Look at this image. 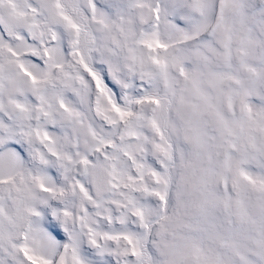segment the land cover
I'll return each instance as SVG.
<instances>
[{
  "label": "snow or ice",
  "instance_id": "1",
  "mask_svg": "<svg viewBox=\"0 0 264 264\" xmlns=\"http://www.w3.org/2000/svg\"><path fill=\"white\" fill-rule=\"evenodd\" d=\"M0 264H264V0H0Z\"/></svg>",
  "mask_w": 264,
  "mask_h": 264
}]
</instances>
